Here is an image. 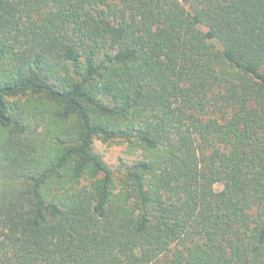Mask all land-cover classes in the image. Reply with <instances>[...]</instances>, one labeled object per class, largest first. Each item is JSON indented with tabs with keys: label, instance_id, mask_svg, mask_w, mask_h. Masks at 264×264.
Masks as SVG:
<instances>
[{
	"label": "trees",
	"instance_id": "trees-1",
	"mask_svg": "<svg viewBox=\"0 0 264 264\" xmlns=\"http://www.w3.org/2000/svg\"><path fill=\"white\" fill-rule=\"evenodd\" d=\"M0 264H264V0H0Z\"/></svg>",
	"mask_w": 264,
	"mask_h": 264
},
{
	"label": "rangeland",
	"instance_id": "rangeland-1",
	"mask_svg": "<svg viewBox=\"0 0 264 264\" xmlns=\"http://www.w3.org/2000/svg\"><path fill=\"white\" fill-rule=\"evenodd\" d=\"M95 141V150L104 157L112 169L118 170L122 161L130 162L133 160V157L126 154V145L119 143L104 144L101 141Z\"/></svg>",
	"mask_w": 264,
	"mask_h": 264
}]
</instances>
